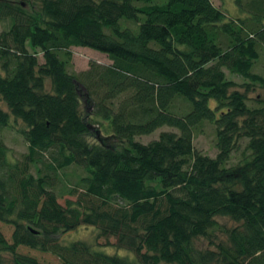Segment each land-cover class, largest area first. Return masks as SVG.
I'll use <instances>...</instances> for the list:
<instances>
[{"label": "trees", "instance_id": "16d2710c", "mask_svg": "<svg viewBox=\"0 0 264 264\" xmlns=\"http://www.w3.org/2000/svg\"><path fill=\"white\" fill-rule=\"evenodd\" d=\"M234 2L240 16L210 0H0V128L19 121L26 144L12 161L0 139V264H39L19 246L60 264H264V97L246 96L264 91V0ZM74 47L109 63L70 72ZM204 121L213 157L192 144ZM161 126L174 131L135 139ZM69 166L84 174L62 207ZM215 217L238 223L223 243ZM80 224L130 256L58 240Z\"/></svg>", "mask_w": 264, "mask_h": 264}, {"label": "rangeland", "instance_id": "374dc122", "mask_svg": "<svg viewBox=\"0 0 264 264\" xmlns=\"http://www.w3.org/2000/svg\"><path fill=\"white\" fill-rule=\"evenodd\" d=\"M152 2L161 3L164 2V0H152ZM212 5L215 7H218L222 9L226 16H240V12L236 6V3L234 0H210ZM71 52V60H70V66L68 67V70L70 72H79L82 70H85L87 68V63L89 61H95L99 64H108L109 60L105 56V54L100 53L96 50L90 49V48H81V47H74L70 48ZM38 61L41 62L40 57H38ZM264 63V52L260 50V57L257 62H255L253 66V70L255 72H259L261 70L262 64ZM231 78L237 82L241 83L240 79L237 76L232 75ZM48 87L46 84L45 89ZM240 91H244L243 87H237ZM246 96L249 99L252 98H259L264 97V91L260 89L259 87L252 86L248 92H246ZM81 114L83 112V103L81 104ZM0 106L4 108L2 105V102L0 101ZM87 110L84 109V113L86 114ZM10 123V127H3L0 128V139L3 141L5 146L8 149L7 157L9 160L18 159L26 150V144L23 141L20 134L17 133V130L15 128H21L22 124L18 121L16 124L12 125ZM92 129L98 131V126L96 123H92ZM161 131H174V129L168 128V127H158L152 132L137 136L135 137L136 140L146 143L154 138L157 137V134ZM98 133H104L102 130L101 132L98 131ZM192 138V144L193 147L204 153L207 154L210 157H213L216 153V149L214 146V130L213 126L210 125L208 122H202L200 126L197 127L196 131L193 133ZM91 140V139H90ZM243 142H239V146L235 152L232 153L230 159L228 160V164L233 165L235 164L240 156L241 152H243ZM31 172L34 174V168H31ZM84 173L81 171L80 168H77L75 166H69L63 171L58 172L57 177L54 179V193L56 194L57 202L63 207L65 204L66 199H74L73 195L69 194V191L74 188L77 177L83 175ZM216 222L218 223V226L215 227L210 232V240L217 243L225 242L226 241V233L228 229L236 226L238 223L229 220L226 217H215ZM25 225V224H24ZM26 227H29L30 229H33L30 224H26ZM0 231L2 235L4 236L5 240L7 242H10V234L12 231V226L6 223L0 222ZM80 239L82 241H85L89 244H91L95 249L101 250L104 253L111 254L116 253L118 255H129L126 251L116 249L114 248V238L113 237H102L98 236V232L95 227L89 226V225H83L80 224L73 229L65 230L60 233L58 236V240L60 242H68L71 240ZM194 246L198 249H204L209 248L213 249V246H211L208 243V240L200 237L193 242ZM17 253L25 254L31 257H34L36 261L39 264H60L59 260L52 255L49 252H41L35 249H29L25 246H19L16 249ZM130 256V255H129ZM3 264H13L12 262V256L8 254L7 252H2L1 254ZM163 264V263H162Z\"/></svg>", "mask_w": 264, "mask_h": 264}]
</instances>
